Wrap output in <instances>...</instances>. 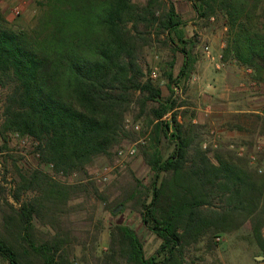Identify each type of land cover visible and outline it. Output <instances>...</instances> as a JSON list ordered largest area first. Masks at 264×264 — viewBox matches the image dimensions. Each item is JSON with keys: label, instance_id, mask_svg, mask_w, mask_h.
<instances>
[{"label": "trees", "instance_id": "16d2710c", "mask_svg": "<svg viewBox=\"0 0 264 264\" xmlns=\"http://www.w3.org/2000/svg\"><path fill=\"white\" fill-rule=\"evenodd\" d=\"M188 1L199 17L223 18L222 60L250 68L252 79L264 81V0ZM39 4L42 10L26 28H13L0 11V87L6 88L1 139L17 132L36 140L40 161L55 174L68 175L86 173L96 157L110 155L131 136L124 120L132 105L138 108L135 118L145 114L151 125L153 150L145 160L153 176L138 211L160 238L159 247L147 256L132 227L114 224L104 264H184L186 248L204 234L231 233L245 223L264 264V170L229 150L210 154L202 147L198 126L185 129L177 120L173 85L189 75L194 59L173 1ZM155 39L184 57L176 77L167 74L171 95L165 99L141 64L145 47ZM163 140L173 144L167 156L159 148ZM17 175L14 199L28 190L34 194L18 207L6 203L0 259L6 264H71L73 248L64 240L70 230L54 226L55 233L38 237L36 222L72 198L98 195V189L92 181L66 185L37 168L18 169ZM137 191L135 185L129 196H138Z\"/></svg>", "mask_w": 264, "mask_h": 264}, {"label": "rangeland", "instance_id": "374dc122", "mask_svg": "<svg viewBox=\"0 0 264 264\" xmlns=\"http://www.w3.org/2000/svg\"><path fill=\"white\" fill-rule=\"evenodd\" d=\"M39 1L41 0H0V11L13 28H26L33 24L35 17L42 10ZM172 1L182 19L180 29L187 41L186 48L194 59L189 75L173 85L172 98L177 105V120L185 129L191 123L198 126L202 147L207 148L210 154L219 149L232 151L237 156L248 159L249 165L261 172L264 170V121L253 115L224 114L221 120L213 122L211 114L202 109L212 103L211 93L207 90L210 87L206 86V90L199 93L198 97L196 84L189 81L195 74L198 63L214 69L215 65L223 61L222 49L226 32L223 18H202L196 14L188 0ZM158 39H164V35ZM160 40L155 39L151 45L145 47L141 64L144 71L149 73L160 87L162 98L165 99L171 95L167 74L172 72L176 77L184 57L181 52H172L170 46ZM206 46L209 54L206 53ZM223 62L234 61L228 59ZM5 94L6 88L0 87V107ZM198 111H203L204 114V120L201 122L193 120L198 116ZM137 113L138 108L132 105L124 120V127L131 131V136L114 146L110 155L96 157L86 173L55 174L50 165L40 161L36 140L17 132H9L7 141L0 137V225L3 222V210L7 209L6 203L18 207L21 201L31 198L34 194L28 190L21 194L18 201L14 199L18 169L37 168L66 185L92 181L98 189V195L72 198L55 214L49 213L43 220L36 222L35 233L38 237L55 233L54 226L70 230V235L64 240L70 242L73 248L71 264H104L103 256L109 250L110 228L114 224L132 227L143 243L145 254H154L159 247L160 238L143 224L138 211L139 202L148 193L147 188L153 176L145 160V153H151L153 150L149 137L151 125L147 124L145 114L135 118ZM166 117H169V114ZM1 123L0 111V125ZM136 123L139 124V129H135ZM131 145L135 146L133 155L125 151L122 156H118L120 148L127 149ZM159 148L163 155L167 156L173 144L169 140H163ZM252 155L254 159L251 158ZM103 174L107 175L106 180L101 178ZM135 185L138 196L131 197L129 195ZM121 200H126L125 205ZM119 205L121 207L114 211ZM262 232L264 235V225ZM259 256L263 255L260 254L249 225L245 223L231 233L204 234L198 242L186 248L184 264H260L263 258ZM0 264L6 263L0 259Z\"/></svg>", "mask_w": 264, "mask_h": 264}, {"label": "crops", "instance_id": "0c3cea01", "mask_svg": "<svg viewBox=\"0 0 264 264\" xmlns=\"http://www.w3.org/2000/svg\"><path fill=\"white\" fill-rule=\"evenodd\" d=\"M215 66L214 69H209L198 63L195 74L189 79L196 84L198 97L199 93L206 90V86L210 87L207 90L211 93L212 103L207 107L203 106L202 109L211 114L213 122L221 120L224 114H231V116L257 114L264 118V81L257 82L252 79V70L235 62L222 61ZM197 113L198 116L193 120L203 121V111Z\"/></svg>", "mask_w": 264, "mask_h": 264}, {"label": "built area", "instance_id": "2783aa9c", "mask_svg": "<svg viewBox=\"0 0 264 264\" xmlns=\"http://www.w3.org/2000/svg\"><path fill=\"white\" fill-rule=\"evenodd\" d=\"M205 48H206V53L209 54L208 46H206ZM134 127H135V129H139V124L136 123V124L134 125ZM258 148H259V146H258ZM125 151H126V153L129 154V155H133L134 152H135V146H134V145H131V146H130L129 148H127V149L120 148V149L118 150V152H117L118 156H122V155L124 154ZM251 158L254 159L255 157L252 155ZM101 178H102L103 180H106V179H107V175H106V174H103V175L101 176Z\"/></svg>", "mask_w": 264, "mask_h": 264}, {"label": "water", "instance_id": "95a60500", "mask_svg": "<svg viewBox=\"0 0 264 264\" xmlns=\"http://www.w3.org/2000/svg\"><path fill=\"white\" fill-rule=\"evenodd\" d=\"M121 207V205H119L118 207H116L115 209H114V211H116L117 209H119ZM260 258H263V256H259Z\"/></svg>", "mask_w": 264, "mask_h": 264}]
</instances>
